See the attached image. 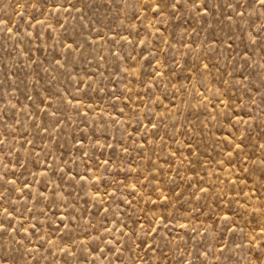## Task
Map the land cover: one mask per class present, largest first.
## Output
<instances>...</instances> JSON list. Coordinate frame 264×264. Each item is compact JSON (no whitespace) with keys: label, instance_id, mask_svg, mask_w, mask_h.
<instances>
[{"label":"rangeland","instance_id":"374dc122","mask_svg":"<svg viewBox=\"0 0 264 264\" xmlns=\"http://www.w3.org/2000/svg\"><path fill=\"white\" fill-rule=\"evenodd\" d=\"M0 264H264V2L0 0Z\"/></svg>","mask_w":264,"mask_h":264},{"label":"snow or ice","instance_id":"6c2138e0","mask_svg":"<svg viewBox=\"0 0 264 264\" xmlns=\"http://www.w3.org/2000/svg\"><path fill=\"white\" fill-rule=\"evenodd\" d=\"M262 2H264V0H262ZM160 5H157V7H159Z\"/></svg>","mask_w":264,"mask_h":264}]
</instances>
